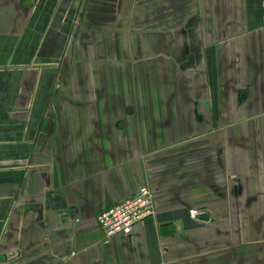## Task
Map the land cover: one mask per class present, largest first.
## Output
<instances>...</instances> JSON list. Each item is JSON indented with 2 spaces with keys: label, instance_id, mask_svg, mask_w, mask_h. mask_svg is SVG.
<instances>
[{
  "label": "crops",
  "instance_id": "obj_1",
  "mask_svg": "<svg viewBox=\"0 0 264 264\" xmlns=\"http://www.w3.org/2000/svg\"><path fill=\"white\" fill-rule=\"evenodd\" d=\"M143 185L154 215L104 245ZM239 216L264 217V0H0V264H255Z\"/></svg>",
  "mask_w": 264,
  "mask_h": 264
},
{
  "label": "built area",
  "instance_id": "obj_2",
  "mask_svg": "<svg viewBox=\"0 0 264 264\" xmlns=\"http://www.w3.org/2000/svg\"><path fill=\"white\" fill-rule=\"evenodd\" d=\"M153 199L151 188L148 185H143L133 195L101 210L96 215V221L103 232L102 243L109 244L116 234H130L136 224L153 216L155 212ZM196 214L195 209L189 210V215L192 218Z\"/></svg>",
  "mask_w": 264,
  "mask_h": 264
},
{
  "label": "rangeland",
  "instance_id": "obj_3",
  "mask_svg": "<svg viewBox=\"0 0 264 264\" xmlns=\"http://www.w3.org/2000/svg\"><path fill=\"white\" fill-rule=\"evenodd\" d=\"M139 11V9H137ZM140 21V19H139ZM157 20L156 22H158ZM147 23V24H146ZM139 29L144 28L145 31H150L149 29H157L159 28L160 24L154 25L152 23H148V21L144 20V24H139ZM135 26H129L130 30L135 29ZM148 90H145V93ZM245 203L250 204L252 202H242L240 203V210L243 213L244 207L246 206ZM259 203V202H257ZM245 205V206H244ZM249 220L251 222H249ZM249 223H248V222ZM239 226L241 227V235H240V242L241 246L245 242L247 243L248 239L253 240L252 242L256 243V251H255V264H264V217H256V218H248V216H239ZM248 226L255 230L253 236L248 231ZM235 234V233H234ZM232 237V236H230ZM237 239V238H236ZM242 259V257H241ZM243 261V260H241ZM247 261V258H246ZM254 264V263H252Z\"/></svg>",
  "mask_w": 264,
  "mask_h": 264
},
{
  "label": "water",
  "instance_id": "obj_4",
  "mask_svg": "<svg viewBox=\"0 0 264 264\" xmlns=\"http://www.w3.org/2000/svg\"><path fill=\"white\" fill-rule=\"evenodd\" d=\"M204 216H205L204 213H200V214H198V218L205 219Z\"/></svg>",
  "mask_w": 264,
  "mask_h": 264
}]
</instances>
